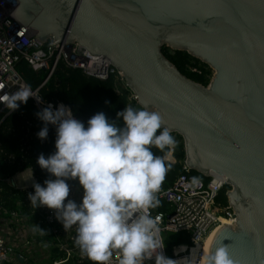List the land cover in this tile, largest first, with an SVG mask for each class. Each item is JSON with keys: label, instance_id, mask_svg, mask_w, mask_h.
<instances>
[{"label": "water", "instance_id": "95a60500", "mask_svg": "<svg viewBox=\"0 0 264 264\" xmlns=\"http://www.w3.org/2000/svg\"><path fill=\"white\" fill-rule=\"evenodd\" d=\"M30 40L78 44L105 57L137 97L183 138L186 166L227 182L236 226L214 230L206 253L228 246L237 264H264V0H16ZM214 76L186 78L163 48Z\"/></svg>", "mask_w": 264, "mask_h": 264}, {"label": "clouds", "instance_id": "9594fccd", "mask_svg": "<svg viewBox=\"0 0 264 264\" xmlns=\"http://www.w3.org/2000/svg\"><path fill=\"white\" fill-rule=\"evenodd\" d=\"M29 98L34 93L25 85L0 95V104L14 112ZM140 108L127 106L117 113L116 121L97 113L87 126L62 103L55 110L49 104L37 114L44 124L38 138L46 140L52 125L56 139L54 153L47 158L41 154L37 160L53 178L43 186L33 185L30 205L53 210L65 231L75 227V245L91 264H111L114 254L118 264L182 261L163 254L165 244L157 218L149 214L160 206L158 193L172 167L177 142L163 126L159 112ZM153 148L164 155H155ZM69 180L78 181L83 190L79 204L69 199ZM197 182L193 177V183ZM205 264L237 262L229 247L221 244L205 258Z\"/></svg>", "mask_w": 264, "mask_h": 264}, {"label": "built area", "instance_id": "2783aa9c", "mask_svg": "<svg viewBox=\"0 0 264 264\" xmlns=\"http://www.w3.org/2000/svg\"><path fill=\"white\" fill-rule=\"evenodd\" d=\"M17 6L16 0H0V95L14 93L28 85L24 76L16 69L18 60L25 61L35 73L45 74L40 86L32 89L34 98H29L27 101L34 102L38 113L48 106L40 98V91L53 79L61 63L70 69L80 70L86 78L101 82H106L115 76L117 94L129 89L122 73L109 61L101 56H93L87 51L81 53L80 46L76 43L58 46L53 41L42 43L36 37L28 40L24 36L27 30L11 17ZM193 72L199 73L197 69ZM130 100L137 104V97L133 93ZM60 104H53V109L55 110ZM22 105L24 104L20 107ZM14 112L0 104V126ZM31 126L29 124V127ZM49 127L56 132L55 126L49 125ZM185 169L191 174L186 164ZM19 174H22L23 182L18 187L13 178L3 180L21 192L22 196H18L16 209L9 210L5 203L0 204V264H31V259L36 261V258L40 257L39 254L35 255L31 252L34 247L58 249L57 253H53V250L47 252L48 256L42 259L41 264H44V261H47V264L48 262L82 264L86 257L80 250L74 251L70 248L75 244L76 228L65 231L63 225L57 221L53 210L46 207L37 209L31 207L28 196L30 193L34 194L33 185L41 183L33 168ZM206 179L208 182L197 179L198 182L193 183L191 176L179 178L173 186L166 190L161 189L158 193V196L169 206V212L154 213L150 210L149 213L157 218L161 230L165 244L161 251L167 258L182 260L180 264H205V248L209 236L226 223H230L231 227H235L236 224L234 209L229 204L228 207H223L218 203L220 194L228 187L227 182L220 185L213 175ZM75 182L77 185L70 187L69 199L79 204L82 201V193L78 181ZM36 216H39L38 223L32 221ZM40 224L49 229L41 228ZM37 227L45 233L41 234ZM169 236L173 238L180 236L184 240L182 245H169L170 254L166 248ZM48 237L55 238L53 245L47 240ZM61 254L62 258L53 259L55 255L59 257ZM111 264H118L116 254ZM146 264H155V262L152 260Z\"/></svg>", "mask_w": 264, "mask_h": 264}, {"label": "trees", "instance_id": "16d2710c", "mask_svg": "<svg viewBox=\"0 0 264 264\" xmlns=\"http://www.w3.org/2000/svg\"><path fill=\"white\" fill-rule=\"evenodd\" d=\"M163 53L186 78L205 87L209 86L214 72L207 65L192 58L187 53L175 52L167 47L163 48ZM16 69L24 76L26 83L32 89L38 88L45 79L44 73H35L25 61L18 60ZM194 69H197L199 73H194ZM115 87V76H112L106 82H101L86 78L80 70L70 69L64 63H61L53 79L40 91L39 95L45 105L62 103L69 107L74 118L84 122L87 126V121L97 113L103 112L109 120L116 121L118 112L123 111L127 106L135 108L136 104L130 100L132 92L128 89L122 94H117ZM37 114L38 111L34 102L29 101L12 113L0 126V204L5 203L9 210L16 209V201L18 196H22V193L3 182V180L14 178L30 168L35 170L42 186L45 180L51 179L50 174L40 168L37 160L41 154L47 158L54 153L56 132L48 126L49 135L47 139H39L37 134L42 130L44 124ZM118 123H122V120ZM29 124L32 126L29 127ZM172 135L177 142L173 152L175 163H171L172 167L168 171L161 189L170 188L176 180L184 176H191L208 182V179L196 172L191 174L186 172V150L183 138L179 135ZM152 151L157 156L164 155L155 148ZM67 183L70 187L77 185L74 180H69ZM79 188L83 196V190L80 186ZM228 191H231L230 187L225 188L218 198V203L223 207H228L229 204L226 195ZM158 198L160 206L152 209V211L154 213H168L169 206L159 196ZM38 220L39 216L32 219L33 222L37 223ZM40 227L43 229L48 228L41 224ZM47 240L51 245L55 242L54 237H48ZM182 244H184V240L180 236L174 238L169 236L167 241V247ZM51 248L53 253L58 252V249ZM70 248L74 251L79 250L75 244H72ZM62 257V254L59 257L55 255L53 259ZM82 264H91V261L85 258Z\"/></svg>", "mask_w": 264, "mask_h": 264}, {"label": "rangeland", "instance_id": "374dc122", "mask_svg": "<svg viewBox=\"0 0 264 264\" xmlns=\"http://www.w3.org/2000/svg\"><path fill=\"white\" fill-rule=\"evenodd\" d=\"M213 79V78H212ZM173 158V157H172ZM172 162H173V159H172ZM171 162V163H172ZM14 182L16 183V185H17V187L23 182V178H22V174H19V175H17V176H15L14 178ZM167 248V252H168V254H170V249H169V247H166ZM48 249L49 250H51L52 248L51 247H48ZM48 250V251H49ZM47 250H45V247H34L32 250H31V252L33 253V254H35V255H37V254H39V256L40 257H37L36 258V261H42V259L43 258H45V257H47L48 256V254H47V252H48ZM34 259H31L30 260V263L31 264H36V263H39V262H36ZM44 264H47V261H44ZM48 264H50V262L48 263Z\"/></svg>", "mask_w": 264, "mask_h": 264}, {"label": "bare ground", "instance_id": "6f19581e", "mask_svg": "<svg viewBox=\"0 0 264 264\" xmlns=\"http://www.w3.org/2000/svg\"><path fill=\"white\" fill-rule=\"evenodd\" d=\"M104 59H106L105 57H103ZM107 61H109L108 59H106ZM110 62V61H109ZM111 63V62H110ZM226 225H231L230 223H226ZM235 226H236V224H235ZM214 233V232H213ZM213 233L209 236V238H208V240H207V242H206V248H205V253L207 252V250H208V247H209V245H210V242H211V240H212V237H213ZM209 254L208 253H206V257L208 256Z\"/></svg>", "mask_w": 264, "mask_h": 264}, {"label": "crops", "instance_id": "0c3cea01", "mask_svg": "<svg viewBox=\"0 0 264 264\" xmlns=\"http://www.w3.org/2000/svg\"><path fill=\"white\" fill-rule=\"evenodd\" d=\"M171 162H172V161H171ZM172 163H175V160H174V158H173V162H172ZM31 250H32V249H31ZM45 250H47V251H48L49 249H48V248H45ZM49 251H50V250H49ZM49 251H48V252H49ZM38 256H39V255H38ZM37 262H39V263L41 264V261H37Z\"/></svg>", "mask_w": 264, "mask_h": 264}]
</instances>
